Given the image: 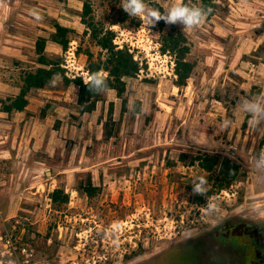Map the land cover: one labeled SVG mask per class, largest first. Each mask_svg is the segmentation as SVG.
<instances>
[{"label": "rangeland", "instance_id": "374dc122", "mask_svg": "<svg viewBox=\"0 0 264 264\" xmlns=\"http://www.w3.org/2000/svg\"><path fill=\"white\" fill-rule=\"evenodd\" d=\"M184 2L213 11L146 29L122 0H0V259L10 237L17 264H264V119L237 108L264 100V0ZM38 68L63 82L7 109Z\"/></svg>", "mask_w": 264, "mask_h": 264}, {"label": "clouds", "instance_id": "9594fccd", "mask_svg": "<svg viewBox=\"0 0 264 264\" xmlns=\"http://www.w3.org/2000/svg\"><path fill=\"white\" fill-rule=\"evenodd\" d=\"M130 17L139 18L143 21L144 27L149 29L154 27L159 21L163 20L165 24L174 25L182 24L185 28H192L201 24V22L212 13L210 6L190 5L184 0H176L174 5L167 8L164 12L156 8L149 7L145 0H122L120 6ZM37 21L43 19L42 15L34 12ZM63 82L60 73H55L48 81L49 86L56 87ZM89 92L100 93L107 88L106 77L98 73L90 74L87 80H83ZM237 108L240 112L252 117L254 122L264 119V100L256 98L242 97L240 98ZM227 122H225L226 126ZM255 167L264 169V149H262L255 158ZM207 178L203 175L192 178V194L200 195L205 198L206 204L198 207L196 210L205 215H211L217 205L207 199L209 191Z\"/></svg>", "mask_w": 264, "mask_h": 264}, {"label": "trees", "instance_id": "16d2710c", "mask_svg": "<svg viewBox=\"0 0 264 264\" xmlns=\"http://www.w3.org/2000/svg\"><path fill=\"white\" fill-rule=\"evenodd\" d=\"M200 1L202 2L205 0H200ZM86 8L89 9L88 6H86ZM173 40L175 39H172V41ZM171 43H174V42H171ZM181 52L178 53V56L176 58L177 59L176 60V72H177L179 81L183 83L184 79L186 78V75L188 74L189 69L187 67L188 64L185 61H183V53ZM124 61H125L124 59H120V61L118 62L119 67L124 66V63H123ZM115 69L118 70L119 68L118 69L115 68ZM55 73H56L55 69L51 70V69H44V68H38V69H35L34 71L26 72L24 76V83H25L24 86H22V88L20 89V93L13 99V101H11L10 105L6 106V108L10 109L14 107L16 109H22L26 105V100L24 98L26 91L30 89L31 87H41V86L46 85L48 81L50 80L51 76H53V74ZM79 85H81L82 92H83L86 87L82 86V84L80 83ZM237 167L238 166L236 164L228 162V169H231V172L234 173V170Z\"/></svg>", "mask_w": 264, "mask_h": 264}, {"label": "built area", "instance_id": "2783aa9c", "mask_svg": "<svg viewBox=\"0 0 264 264\" xmlns=\"http://www.w3.org/2000/svg\"><path fill=\"white\" fill-rule=\"evenodd\" d=\"M4 244L6 247H8V250L5 254V256H3L0 259V264H17L16 259L13 258V254L15 252V247L11 243V238L10 237L5 238ZM21 251L25 256L24 262L28 263L30 261V259H29L30 253L27 252L25 248H22Z\"/></svg>", "mask_w": 264, "mask_h": 264}]
</instances>
